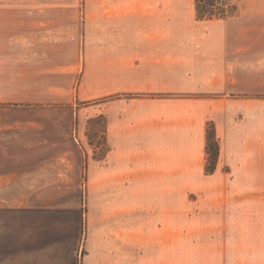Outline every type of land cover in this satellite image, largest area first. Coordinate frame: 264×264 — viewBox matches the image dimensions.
Instances as JSON below:
<instances>
[{
	"label": "crops",
	"instance_id": "obj_1",
	"mask_svg": "<svg viewBox=\"0 0 264 264\" xmlns=\"http://www.w3.org/2000/svg\"><path fill=\"white\" fill-rule=\"evenodd\" d=\"M48 5L13 12V51H42L32 37L44 30L34 24L48 19ZM70 5L81 11L90 41L79 92L105 102L87 116L66 109L0 113V211L13 213V256L0 257V264H261L223 252L215 256L197 245L179 258L176 243L131 242L130 187L199 184L206 177L211 124L218 169L223 165L234 173L235 155L264 153L258 141L264 138V112L258 109L264 99L251 98L259 88L241 86L239 92L249 96L233 99L244 107L241 116L225 99L229 68L237 77L264 69V52L255 42L232 51L226 46V36L238 31L264 37V0L250 1L247 18L210 21L196 19L194 2L188 15L177 0ZM226 20L212 40L209 34L184 33L201 22L216 26ZM65 71L76 76V70ZM71 83L64 88L74 89ZM217 92L222 96H207ZM93 131L104 137L101 159L91 157L99 150Z\"/></svg>",
	"mask_w": 264,
	"mask_h": 264
},
{
	"label": "rangeland",
	"instance_id": "obj_2",
	"mask_svg": "<svg viewBox=\"0 0 264 264\" xmlns=\"http://www.w3.org/2000/svg\"><path fill=\"white\" fill-rule=\"evenodd\" d=\"M96 1L100 0H0V113L30 112L25 111L30 108L37 113L45 112V109H49V112L80 110L85 116L97 112L95 105L104 103L105 97L92 101L89 91L82 94L79 92L83 64L90 57V41L89 37L84 38L87 36V27L84 20L80 21L81 11L73 10L70 5L81 4L85 7V4ZM177 1L189 15L194 0ZM250 1L242 0L239 3L235 17L244 19L250 16ZM39 4H49L45 6L49 13L48 19L43 25L34 24L44 30L32 37V44L35 47L41 46L42 51L34 50L31 55L20 50L13 51V12H38L25 8L41 7ZM57 4L65 6H55ZM13 7L24 10H13ZM228 23L229 20L215 21L213 24L216 26H205L201 22L205 27L196 24L195 29L184 33L209 34L212 40L219 27ZM243 27L245 29L249 26ZM235 33L237 34L226 36L228 51H232L233 46L248 47L246 43L252 41L256 43L258 51L264 52V39L261 40L263 36L255 39L250 32ZM81 35L83 40L80 42ZM39 61H43L41 66ZM71 63L73 65L70 67ZM69 69L77 71L75 77L68 76L65 70ZM232 69L229 68L226 74L225 99L232 104V109L236 106V114L241 116L244 107L233 99L249 98L246 93L239 92L241 86L247 89H256L253 87L257 86L259 89L251 98L264 99V69L243 73L238 77L233 74ZM70 82L71 85L74 84L75 90L64 88L69 87ZM53 84L58 88H51ZM261 85L263 88L260 89ZM207 96L218 98L217 96L222 95L217 92ZM258 109L264 112V107ZM94 124L101 131L100 124ZM93 133L99 134L97 131ZM207 133L209 137L212 134L216 137L212 124L208 125ZM84 134L88 136L90 132ZM215 139L216 146L211 142L209 145L217 147V156L212 153L214 147L210 152L205 149V170L208 167L212 173L205 172L206 177L199 184L130 187V241L176 243L179 258L190 256L193 245H197L209 248L207 252L214 253L215 256L223 252L225 257L264 264V153L261 152V143L258 147L261 153L258 155L234 156L237 158V170L232 173L223 165L218 169L220 152L219 143ZM80 140L84 146L90 143L84 136ZM258 141L264 142V138L259 137ZM93 143L94 140L91 144ZM94 146V150H99L96 153L93 151L91 157L101 159L104 155V137L98 135ZM87 161L88 154L83 168L87 167ZM84 173L82 176L86 181V171ZM85 197L87 211L90 203ZM5 256H13V213L0 211V257Z\"/></svg>",
	"mask_w": 264,
	"mask_h": 264
},
{
	"label": "trees",
	"instance_id": "obj_3",
	"mask_svg": "<svg viewBox=\"0 0 264 264\" xmlns=\"http://www.w3.org/2000/svg\"><path fill=\"white\" fill-rule=\"evenodd\" d=\"M241 1L242 0H194L196 19L210 21L214 19L233 18L238 12L239 3ZM210 142L216 146V139L213 137V134L211 135V137H209V133H207V151L211 150L214 147H211L209 145ZM214 148L215 150L212 151V153L216 157L218 149L217 147ZM205 172L212 173V171L208 167L206 168Z\"/></svg>",
	"mask_w": 264,
	"mask_h": 264
}]
</instances>
